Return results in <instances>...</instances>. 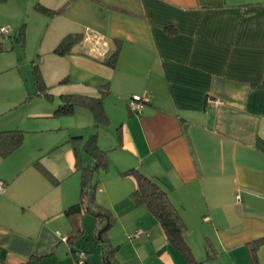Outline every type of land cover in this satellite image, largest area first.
Instances as JSON below:
<instances>
[{
	"label": "crops",
	"instance_id": "crops-1",
	"mask_svg": "<svg viewBox=\"0 0 264 264\" xmlns=\"http://www.w3.org/2000/svg\"><path fill=\"white\" fill-rule=\"evenodd\" d=\"M37 4L64 7L53 16L42 13L48 23L38 55L45 58L43 67L56 68L45 92L59 86L51 99L59 96L61 103L64 94L97 97L98 87L108 84L103 107L109 121L108 109L118 111L114 137L103 141L98 132L97 145L106 153V170L113 168L130 192L112 187L111 180L113 195L122 198L108 204L96 195V203L148 231L150 254L159 264H186L152 213L132 200L135 184L123 172L137 169L167 192L198 261L264 264V243L256 263L249 250L264 237V151L256 146L264 139V0H2L0 27L23 22L18 33L24 35L30 12L40 14ZM68 34L83 40L70 53L56 54ZM2 36L3 51L12 49ZM116 39L119 52L111 67L103 59ZM134 95L142 98L137 112L128 107ZM41 111L26 115L43 117ZM8 125L23 127L24 117H10ZM37 132L43 135L29 137ZM25 133L16 150L0 155V180L6 183L0 264H58L59 257L72 264L73 251L84 250L61 235L70 230L64 211L79 199L81 178L69 141L78 132L66 136L49 126ZM37 161L56 182L35 167Z\"/></svg>",
	"mask_w": 264,
	"mask_h": 264
},
{
	"label": "rangeland",
	"instance_id": "rangeland-1",
	"mask_svg": "<svg viewBox=\"0 0 264 264\" xmlns=\"http://www.w3.org/2000/svg\"><path fill=\"white\" fill-rule=\"evenodd\" d=\"M35 15H38L37 17L39 18H34ZM27 20L26 22L29 25L27 28L26 24V28H24V35H21L24 39L23 41L21 40L20 45L16 43V36L19 34L18 30L21 25L24 24L23 22L18 25H16V23L9 25L13 30V35L11 37L2 36L4 38L3 42L5 44L7 43L6 45H8L9 48L12 46V49L0 52V130L10 129V127H4L5 125L9 126L8 121L10 117L20 115V117H24V125L18 128L21 130L23 129V131L25 128L30 131L31 128H48L49 126L54 127L58 132L66 136L77 131L78 133L76 134H83V140L81 142L76 141L74 145L80 155L81 166L85 167L92 160L91 155L84 149L83 144L85 140H87L91 134L98 132H100V138H102L103 141L112 139L114 137L113 132H115L114 128L117 124L114 122L118 120V111L117 109H108L111 121H109L108 127L102 129H95L93 127L91 112L81 106H76L74 113L71 115H54L52 112H54L57 105L60 104V100L59 96H55L51 99V94H55V90L59 86L51 85L53 87H49L47 91L49 97L35 95L36 86L39 90L42 89L40 88L41 86L35 83L34 69L36 68L40 73L43 83L50 82L52 72L55 74L56 70L55 65H52L50 69L43 67V63L46 62L45 58L42 55H38L39 44L47 29L48 21H45L44 14L41 12L39 14L35 11L30 12ZM6 39L9 40L7 41ZM52 82H54V79ZM112 103L113 102H111V105H113ZM44 108L45 113L43 114L45 115H43V117L36 118L26 115L35 114L36 116L37 114H41L39 112H42L41 110H44ZM110 122H112V124H110ZM42 135L43 133L37 132L31 134L29 137H37L38 139ZM25 136L26 133L23 142ZM100 143H102V141H100ZM94 164L95 163H93V165ZM107 171L108 170L96 169L93 173L92 180L97 184L96 195H101V198L108 203L122 198V195H113V188H109L111 180L113 181L112 187L118 188L121 192H124L123 189H127V192H130V189H128V184L126 182L116 177L113 168H109L108 173H106ZM77 173L78 177H80L81 170H77ZM103 180L105 181V187L103 185ZM129 180L131 183L135 184L133 177H130ZM103 187V191L99 192L100 188L102 189ZM118 208H120V206ZM108 211L110 213L109 209ZM84 217L83 236L77 238L74 246L87 252L90 264H131L132 261L137 260H141L145 264H159L154 256H152L153 254H150V241H152V237L149 239L147 236L148 231L132 225L127 216L121 221L118 215H112V224L108 229H106V225L99 224L98 219L91 213L84 212L83 219ZM126 221H128V226ZM103 228L104 230L102 233L104 231L105 233L103 235L101 233L99 238L98 233ZM135 232H139V235L134 236ZM65 237V233H62L61 239L63 242H65ZM103 255L106 256L105 260L102 258ZM59 258L60 262H58V264H67L63 262L62 257ZM74 263L75 259L72 264ZM41 264H49V262L45 260Z\"/></svg>",
	"mask_w": 264,
	"mask_h": 264
},
{
	"label": "trees",
	"instance_id": "trees-1",
	"mask_svg": "<svg viewBox=\"0 0 264 264\" xmlns=\"http://www.w3.org/2000/svg\"><path fill=\"white\" fill-rule=\"evenodd\" d=\"M35 8L41 13L53 16L60 13L64 7L58 10H52L41 6L40 4H37L35 5ZM21 35L22 33L19 34L18 38H21L22 40L23 38L21 37ZM11 36L12 32L8 36V38ZM82 40L83 35L81 34H68L62 38L61 42L55 48L54 52L58 55L70 53L72 48L75 45L79 44ZM115 43V48L109 51V53L103 59V62L107 65H110L111 67H114L116 64L120 40L116 39ZM1 51H3V46L0 43V52ZM34 76L35 83L38 86H41L40 88L42 89L39 90L35 85V95L49 97V95L45 92L46 89L44 87V83L42 82L40 73L36 68L34 69ZM67 80L68 79H63L62 81ZM98 91L100 94L97 97L83 94L62 95L61 103L57 105L53 114L71 115L74 113L76 106H81L91 112L93 117V127L95 129L108 127L109 118L103 107V99L110 92L108 84L99 86ZM129 104L130 102L128 103V107ZM24 135L25 131L21 130L20 128L0 130V155L2 157H6L14 150H16L22 144ZM82 140L83 136L79 134L71 135L69 138V141L73 142L74 144L76 143V141L81 142ZM83 146L86 152L90 153L94 158L90 163L87 164V166H81V158L78 154L77 148L74 145V151L77 157L76 167L77 169L81 170V181L78 201L67 207L64 211V214L68 219L70 225V230L66 235L65 242L71 245H75L77 238L83 236L84 212H89L94 215L98 219L99 224L106 225V229H108L112 224L111 215L108 209L97 204L95 201L97 184L92 180L93 173L96 169H107L106 153L98 149L97 133L91 134V136L87 140H85ZM256 146L260 150L264 151V139H258V141L256 142ZM93 163L95 164L93 165ZM34 164L42 174H44L52 181L56 182L53 178V175L39 161L34 162ZM123 174L130 175L134 178L135 188L130 193L134 203L136 205L146 206V208L152 213V215L156 218V220L162 227L169 242L182 253L184 258L186 259V264H205L206 261H198L195 258L191 247L186 242L184 238L186 227L181 219L180 213L171 204L165 189L137 169L130 168L124 171ZM104 233L105 231L102 233V235ZM261 243H264V237L255 240L249 245V250L254 263H256V249ZM84 252L87 254L85 250ZM74 253L75 250L73 251V254ZM102 258L105 260L106 256L103 255ZM22 264H31V262L26 261Z\"/></svg>",
	"mask_w": 264,
	"mask_h": 264
},
{
	"label": "built area",
	"instance_id": "built-area-1",
	"mask_svg": "<svg viewBox=\"0 0 264 264\" xmlns=\"http://www.w3.org/2000/svg\"><path fill=\"white\" fill-rule=\"evenodd\" d=\"M12 30L10 27L6 26H1L0 27V35H3L5 37H8L11 34ZM142 98L138 95H134L132 97V100L130 101L129 108L133 112L140 111L142 108V103H141ZM221 101L219 100H214V104H220ZM6 183L2 180H0V194H2L5 190ZM139 232H135L134 236H138ZM64 241H66V237L64 238ZM75 256V264H86L87 262V254L82 251V250H77L74 253Z\"/></svg>",
	"mask_w": 264,
	"mask_h": 264
},
{
	"label": "water",
	"instance_id": "water-1",
	"mask_svg": "<svg viewBox=\"0 0 264 264\" xmlns=\"http://www.w3.org/2000/svg\"><path fill=\"white\" fill-rule=\"evenodd\" d=\"M104 230V228L103 229H101L100 231H99V233H98V237L100 238V236H101V233H102V231Z\"/></svg>",
	"mask_w": 264,
	"mask_h": 264
}]
</instances>
